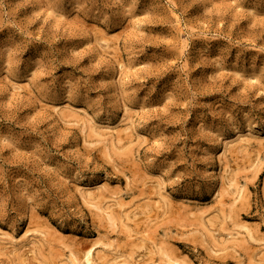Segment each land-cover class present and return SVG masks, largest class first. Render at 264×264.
<instances>
[{"label": "rangeland", "instance_id": "1", "mask_svg": "<svg viewBox=\"0 0 264 264\" xmlns=\"http://www.w3.org/2000/svg\"><path fill=\"white\" fill-rule=\"evenodd\" d=\"M92 244L264 264V0H0V264Z\"/></svg>", "mask_w": 264, "mask_h": 264}, {"label": "bare ground", "instance_id": "2", "mask_svg": "<svg viewBox=\"0 0 264 264\" xmlns=\"http://www.w3.org/2000/svg\"><path fill=\"white\" fill-rule=\"evenodd\" d=\"M116 129V128H115ZM239 134V133H238ZM244 136V135H243ZM240 137V139L242 140V141H244V140H246L247 138H245V137ZM245 138V139H244ZM249 138H250V136H249ZM240 139H238V140H240ZM244 139V140H243ZM235 140V139H234ZM237 139L234 141V142H237L238 141ZM241 142V141H240ZM244 142H246V141H244ZM233 138H228L227 140H226V142H225V150H224V152H226V151H229L228 150V148L230 147V146H232L233 144ZM239 143V142H238ZM232 144V145H231ZM235 144V143H234ZM234 146V145H233ZM227 153V152H226ZM225 154V153H224ZM100 187V186H99ZM101 189H103V187L101 188ZM88 190V189H87ZM100 190V189H99ZM105 190V189H104ZM107 190V189H106ZM90 191V190H89ZM103 191V190H102ZM83 192V191H82ZM85 192H87V191H85ZM90 193H91V195H92V192L90 191L89 192V194L87 193V195H89V197H90ZM87 197V196H86ZM92 197V196H91ZM113 198V197H112ZM122 205V204H121ZM123 207L121 206V208L120 209H122ZM105 211V210H104ZM32 230H30V229H28L26 232H25V235H23V236H30V235H32V232H31ZM230 234V233H229ZM1 235H7V234H1ZM232 235V234H231ZM2 236V237H3ZM6 237V236H5ZM8 237V236H7ZM6 239V238H5ZM9 239V238H8ZM12 240H16V238L14 237V236H12ZM12 240H10V241H12ZM9 241V240H8ZM12 243V242H11ZM93 245V244H92ZM98 247V246H97ZM95 250H96V245H93V246H90V247H88L86 250H84V252H82L79 256H77L75 259L77 260V261H79L81 264H98V263H96L95 262V258H94V252H95ZM74 259V260H75ZM75 262V261H74ZM73 262V263H74ZM78 263V262H77ZM122 263V262H121ZM75 264V263H74ZM100 264V263H99ZM126 264V263H125ZM134 264V263H133ZM179 264V263H178Z\"/></svg>", "mask_w": 264, "mask_h": 264}]
</instances>
